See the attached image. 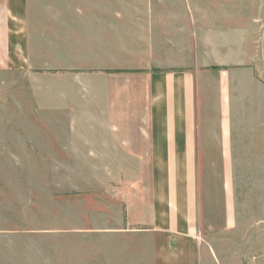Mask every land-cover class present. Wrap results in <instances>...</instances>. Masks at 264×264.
I'll list each match as a JSON object with an SVG mask.
<instances>
[{"label":"crops","instance_id":"1","mask_svg":"<svg viewBox=\"0 0 264 264\" xmlns=\"http://www.w3.org/2000/svg\"><path fill=\"white\" fill-rule=\"evenodd\" d=\"M8 67L78 79L80 104L47 105L65 149L149 165L145 206L128 215L154 264H213L197 242L205 181L231 213L236 150L249 140L264 163V0H0Z\"/></svg>","mask_w":264,"mask_h":264},{"label":"rangeland","instance_id":"2","mask_svg":"<svg viewBox=\"0 0 264 264\" xmlns=\"http://www.w3.org/2000/svg\"><path fill=\"white\" fill-rule=\"evenodd\" d=\"M78 83L70 74L0 68V264H154L149 231L128 215L129 205L135 218L145 206L149 165L83 158L48 132L49 119L64 120L49 101L66 94L80 104ZM251 155L249 140L235 152L231 213L221 210L219 182L205 181L207 227L197 242L213 264H264V163Z\"/></svg>","mask_w":264,"mask_h":264}]
</instances>
